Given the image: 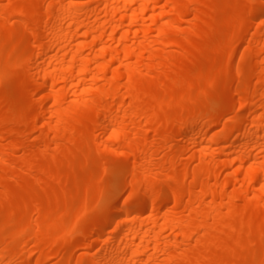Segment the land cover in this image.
<instances>
[{
  "label": "bare ground",
  "instance_id": "1",
  "mask_svg": "<svg viewBox=\"0 0 264 264\" xmlns=\"http://www.w3.org/2000/svg\"><path fill=\"white\" fill-rule=\"evenodd\" d=\"M4 30L0 264H264V0H0ZM146 103L168 163L127 130Z\"/></svg>",
  "mask_w": 264,
  "mask_h": 264
},
{
  "label": "rangeland",
  "instance_id": "2",
  "mask_svg": "<svg viewBox=\"0 0 264 264\" xmlns=\"http://www.w3.org/2000/svg\"><path fill=\"white\" fill-rule=\"evenodd\" d=\"M232 3H229V6H231ZM232 16V13L228 14L227 18L230 19ZM191 18V17H189ZM15 26V25H14ZM17 27V26H15ZM18 28V27H17ZM17 28L15 29V31L17 30ZM233 32V30H225L224 35H231ZM8 36V31L4 30V31H0V42L4 41L6 39V37ZM152 40H155L154 37H152ZM202 43V42H201ZM196 44V43H194ZM150 46L153 47V50L157 47V44H155V42H151ZM214 51L215 48H211L208 50L203 51L194 61L190 60V61H186L185 63H183V65H185L188 68H193V69H197L202 67L205 62L207 60H212V61H222L223 63L225 61H227L226 57H219L217 55H214ZM231 49H228V53H230ZM141 60L139 58H132L131 59V63H139ZM143 80L148 79L147 76H143L142 78ZM169 85V84H167ZM169 87V86H168ZM8 102L10 103H16V102H20L23 100V96L21 93H16L12 96H10L8 99ZM211 103L209 102L208 105H210ZM150 107L149 103L146 104H142L139 107L136 108H132V114L136 117V119L128 124L127 126V130L128 132L131 133L133 138L136 139H144L146 141H148L153 149V157L154 158H159L161 157V154H159V152H156V148L159 147V141L158 139L164 140L170 137H173L176 133H177V129L173 128L169 131H165L162 132L160 136H157V134L153 131H151V126H152V119H145L143 116L147 113L148 109ZM199 110V108H194L192 111L193 112H197ZM87 118L88 116H84V117H80L78 120V124H84L87 122ZM72 125H74V122H70ZM14 127V126H13ZM1 129L3 130H9V127H1ZM189 136V135H188ZM180 145H183V142H180ZM172 155L171 151H167L164 156L162 155L161 158H163V160H165L166 163L169 162V156ZM84 158V151L81 150H72V145H69L67 148L62 150V154L58 155L56 157H52V158H47L43 161L42 164V170H46V169H55L61 173H65L67 171V165L68 164H77L82 162ZM108 160L112 161H118L120 164V168L121 170H123L124 172H126L127 174H129V170H128V162L124 159L121 158L118 155H111L109 156ZM96 176H98L100 174V170H98V172H96ZM25 182H29L30 179L28 177L24 178ZM47 184L51 183L50 179L46 180ZM30 185H32V187L34 188L35 185L32 182H29ZM13 186V181H8L7 182V188L10 189ZM80 187V183L78 181H76L75 183L72 184L71 186V190L75 191L78 190ZM68 188V186H63L61 187V189L58 191V195L61 196V194H63V192ZM131 192V187L129 185V182L127 180V185L125 187V189L123 190L122 194L123 197H127L128 194H130ZM177 214H179V212H177ZM253 220L255 222H260L262 220H264V209L261 208L259 211L254 212L253 214ZM241 263L242 264H252V258L251 256H244L241 258ZM226 264H230V262H227Z\"/></svg>",
  "mask_w": 264,
  "mask_h": 264
}]
</instances>
